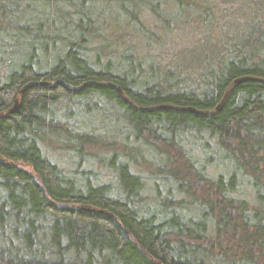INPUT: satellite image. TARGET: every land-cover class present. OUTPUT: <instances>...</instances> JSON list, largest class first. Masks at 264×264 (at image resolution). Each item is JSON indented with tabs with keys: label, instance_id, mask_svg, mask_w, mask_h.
Wrapping results in <instances>:
<instances>
[{
	"label": "trees",
	"instance_id": "16d2710c",
	"mask_svg": "<svg viewBox=\"0 0 264 264\" xmlns=\"http://www.w3.org/2000/svg\"><path fill=\"white\" fill-rule=\"evenodd\" d=\"M82 1L0 0V264H264V0H249L234 38L199 48L207 87L197 92L175 90L167 70L135 76L143 72L126 52L133 46L108 42L98 23L115 5L132 32L140 3L159 23L151 9L163 1L180 12L171 20L188 11L208 18L205 0ZM56 39L64 51L55 62H30ZM11 43L29 51L25 61L1 58ZM109 106L126 124L81 120L106 118ZM95 132L121 140L112 152L123 163L105 165L117 185L101 183L96 167L80 169L99 166L86 154L103 142ZM138 157L150 187L130 170Z\"/></svg>",
	"mask_w": 264,
	"mask_h": 264
},
{
	"label": "rangeland",
	"instance_id": "374dc122",
	"mask_svg": "<svg viewBox=\"0 0 264 264\" xmlns=\"http://www.w3.org/2000/svg\"><path fill=\"white\" fill-rule=\"evenodd\" d=\"M154 1L156 2V0H153L152 3H154ZM205 1L208 3L209 8L208 18L205 15L201 17L200 14H197L196 18H194L193 11H188L183 15L180 14L178 17L179 20L176 21L171 19L177 17V13L180 12L176 10L172 12H166L163 7L167 9V1H163L166 3V5L164 6L162 3H157L156 8L151 9V14L153 15L154 12L159 14V23H157L156 19L150 15L145 5L140 3L137 6L136 10L139 16L138 20H140L139 22L141 24L138 23L139 26H134V30L132 32L127 31V29L130 30V27H128L127 24L128 19H126L122 13L115 9V5H111L107 10L106 16H103L101 19H99L100 23H98V27L100 28L101 35L106 37L108 42H117L122 47V42L118 41L122 39L124 40V43L127 41L131 44V46H133L134 51L130 49V51L128 50L126 52H128L130 55L134 54L136 56V60L138 61V63L140 62L142 68L141 71L143 72V76H139L138 73L134 74L135 76L143 77L141 79L149 80V73L157 75L159 73L160 75L165 70H167L168 72L170 71L169 73H175V75H171L172 77H176V79H178V85L177 87H174L175 90L181 91L183 89H186V91L197 92L198 90L200 91V85H202V89H205L207 87L206 84H204L205 82H199V76L197 73L199 71V65H203L204 67L206 65L203 55H197L199 48L206 44L210 45L212 43L220 42L225 36H231L234 38V30H236L237 28H241L239 27V24L246 22V18L249 17L252 10V3L249 0ZM90 3L91 0H83L80 4L88 6L91 5L93 8H100L104 5V2H92V4ZM23 5L24 4L21 5V11L24 12L25 15L26 12L23 9ZM171 5L172 4L170 3V6ZM192 19L194 20L192 21ZM169 22H173V24L170 26L171 28L168 32L167 28L169 27ZM234 24L236 26H234ZM157 39L159 40L158 42ZM56 40L58 41V43H56L57 45L55 46V49H53L52 46L45 49L47 52L45 58L41 54H34L33 57L30 58V62L33 61V58L36 60V62H39L41 66H44V63L51 64L55 62V60L52 61L51 58L55 55L54 52H61L63 54L64 51L61 50L60 40ZM0 43L3 44L5 43V41L0 40ZM202 49L204 50V47H202ZM119 50L120 48L118 49V51ZM28 53L29 51L27 49L23 48L21 44L17 43L16 45L10 47L8 51L2 52L1 58L3 60H13L14 62H17L19 60L25 61L27 59ZM101 63L104 64L105 59H101ZM114 63H116V59H113V64ZM175 63H179L182 66L181 76L185 78V75H188V80L185 81L179 78V76L176 74L177 68ZM46 66H48V64ZM126 67L127 65L124 64L123 68L126 69ZM191 69H194V71H192ZM200 71H203V69ZM123 115L124 114L122 113V111L117 110V108H111V106H109L108 115H106V118L105 116L100 115L98 111H95L90 115H84V120L82 119V117L81 120L85 121V123H106L110 126L118 127L121 125L123 126L124 123L126 124ZM101 118H103L104 120L102 121ZM94 134H96V136H101V138L104 135H98L99 132H95ZM102 140L103 142L100 143V141H98L97 144L90 146V148L86 150V154H88V157H92L99 166L94 165L93 161L89 165L83 164L82 166H79H81L80 169H95L96 167V169L99 170L97 172V175L100 177V181H102L101 183L114 182L116 184V182H118V177L113 173V171H108L105 165L108 164L109 166H111L112 164H114V166H116L119 163H123V161H121L120 159L116 161V158H114V153L112 152L115 149L117 151H121L123 146H121V140L117 138V133L113 135H106L105 137L103 136ZM203 140L205 142L208 141L206 140L205 136ZM112 143L114 145H110ZM98 144H103V146H100ZM207 145L210 146V148H215V145L212 141L208 142ZM182 146L185 149V143H183ZM198 146L200 147V145L194 144L193 149H196ZM198 154L199 153H196L195 155ZM212 154H214V156L216 155L215 153ZM139 157L137 158L138 160ZM61 158L62 159L60 160L63 162L64 158ZM211 158H213V156H211ZM68 159L69 157H67V160ZM69 161L71 162V167H74L76 158L72 157ZM220 161L224 167V162L218 159V161H216L218 170H221ZM104 167L106 168V170ZM130 170L134 173L140 174L144 180L143 183L147 187H150V184L147 183V175L144 174L148 170V163L139 160V163L134 162V164L131 165ZM209 171H213L212 168H210ZM240 183L242 184L243 190L244 188L246 189L247 198H249L251 195L250 198L252 199L253 192H251L249 186H247L248 182L245 181V179H239V185ZM150 192L146 191L144 195L148 198L152 197L153 194Z\"/></svg>",
	"mask_w": 264,
	"mask_h": 264
},
{
	"label": "water",
	"instance_id": "95a60500",
	"mask_svg": "<svg viewBox=\"0 0 264 264\" xmlns=\"http://www.w3.org/2000/svg\"><path fill=\"white\" fill-rule=\"evenodd\" d=\"M242 80H245V79L244 78L235 79L234 83L237 84V83L241 82ZM217 109H218V106H217Z\"/></svg>",
	"mask_w": 264,
	"mask_h": 264
}]
</instances>
